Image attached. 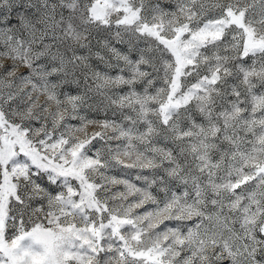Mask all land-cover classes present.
<instances>
[{"label": "snow or ice", "instance_id": "obj_1", "mask_svg": "<svg viewBox=\"0 0 264 264\" xmlns=\"http://www.w3.org/2000/svg\"><path fill=\"white\" fill-rule=\"evenodd\" d=\"M0 57L57 109L0 107V264H264V0H0Z\"/></svg>", "mask_w": 264, "mask_h": 264}, {"label": "clouds", "instance_id": "obj_2", "mask_svg": "<svg viewBox=\"0 0 264 264\" xmlns=\"http://www.w3.org/2000/svg\"><path fill=\"white\" fill-rule=\"evenodd\" d=\"M27 2L28 0H16V3L19 4ZM73 47L75 48V46ZM67 54L72 56L74 52L73 50H67ZM75 54L79 55L80 53L75 52ZM85 54L88 53L85 52ZM92 59H95V57L90 56V60ZM6 63H12L14 66L8 71H4ZM23 70L24 66L19 62L8 61L6 58L0 57V107L7 108L9 104H12L13 118L19 119L21 123L35 120L42 126L49 125L51 130L55 131L51 114L57 110L56 106L49 102L42 90L33 88L31 83L20 76ZM70 82L71 78H69ZM87 83H90V81ZM87 83L81 82L80 88L86 89ZM72 86L76 87V85ZM86 104L87 101H85ZM66 115L71 116L70 108L66 110Z\"/></svg>", "mask_w": 264, "mask_h": 264}]
</instances>
